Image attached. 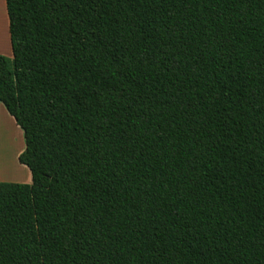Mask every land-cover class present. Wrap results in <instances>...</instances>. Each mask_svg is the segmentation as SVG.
I'll use <instances>...</instances> for the list:
<instances>
[{
  "label": "trees",
  "instance_id": "trees-1",
  "mask_svg": "<svg viewBox=\"0 0 264 264\" xmlns=\"http://www.w3.org/2000/svg\"><path fill=\"white\" fill-rule=\"evenodd\" d=\"M0 264H264V0H6Z\"/></svg>",
  "mask_w": 264,
  "mask_h": 264
},
{
  "label": "crops",
  "instance_id": "crops-1",
  "mask_svg": "<svg viewBox=\"0 0 264 264\" xmlns=\"http://www.w3.org/2000/svg\"><path fill=\"white\" fill-rule=\"evenodd\" d=\"M0 55H3V56L6 55L11 58L13 57L11 37H10V32H9V17H8V12H7L6 0H0ZM0 114L5 115L12 122H14V124H16L14 118L7 112V110L1 103H0ZM15 126H18V125L16 124ZM17 136H18V133L16 131L11 132V133L0 131V160H1L0 177L3 176L2 168L5 167L7 163L9 162L8 155H9V152H11L10 150L15 149V147L11 144V140H13L14 138L16 139ZM24 149H25V146L23 145L22 148H20L19 152L17 153L16 157L19 158V156L22 154ZM22 170H24V172L25 170H28L29 181L32 183V175L28 167ZM1 181L2 180H0V182Z\"/></svg>",
  "mask_w": 264,
  "mask_h": 264
},
{
  "label": "rangeland",
  "instance_id": "rangeland-1",
  "mask_svg": "<svg viewBox=\"0 0 264 264\" xmlns=\"http://www.w3.org/2000/svg\"><path fill=\"white\" fill-rule=\"evenodd\" d=\"M6 56V55H4ZM7 58H11L9 56H6ZM14 122H12L9 118H7L5 115L0 114V131L11 133L16 131L18 133L17 138L11 140V144L15 147V149H11L8 155L9 162L5 167L1 168L2 177H0L1 182H13V183H20V184H31L29 181V172L28 170H22L27 168L26 166H23L19 163L17 153L19 152L20 148L22 146H25L23 132L20 129V127L15 126ZM1 162V160H0ZM22 168V169H20Z\"/></svg>",
  "mask_w": 264,
  "mask_h": 264
}]
</instances>
